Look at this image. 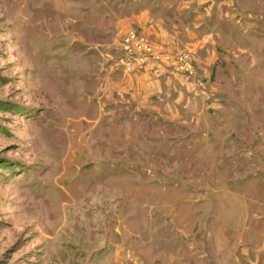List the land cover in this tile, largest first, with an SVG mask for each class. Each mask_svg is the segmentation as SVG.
<instances>
[{
    "label": "rangeland",
    "instance_id": "obj_1",
    "mask_svg": "<svg viewBox=\"0 0 264 264\" xmlns=\"http://www.w3.org/2000/svg\"><path fill=\"white\" fill-rule=\"evenodd\" d=\"M227 1L152 14L206 91L130 107L103 68L146 34L99 5L131 0H0V264H261L264 0Z\"/></svg>",
    "mask_w": 264,
    "mask_h": 264
},
{
    "label": "crops",
    "instance_id": "obj_2",
    "mask_svg": "<svg viewBox=\"0 0 264 264\" xmlns=\"http://www.w3.org/2000/svg\"><path fill=\"white\" fill-rule=\"evenodd\" d=\"M196 0H153V2H143V4L138 3V6H141L137 9L135 12L133 9L134 0H131L126 5H120L121 7H117L119 5H111L109 7V4L107 5H99V8H102L104 10L105 6L109 8L110 11L117 10L122 11L124 10L127 14L125 17H120V26L124 30L134 28L133 25H137L141 27L142 32L146 34V36L150 39L152 36V39L155 35L158 34L159 25L155 21L157 19L153 18V13H160L165 11H173L174 13H181V12H191L196 11L198 8L192 9L191 4L194 3ZM199 3V7L202 5H205V10L207 12H219V11H225L223 10L226 4H229L227 0H197ZM244 4L251 0H242ZM232 3L235 8L242 9L245 11V6H242L241 0H232ZM164 5H168V8H161ZM117 8H116V7ZM124 6V7H123ZM161 6V7H160ZM160 7V8H159ZM226 12V11H225ZM154 15V14H153ZM213 22V21H212ZM216 24V23H215ZM153 42V41H152ZM154 43V42H153ZM203 46H205V49L208 50L207 43H201L198 47L203 49ZM204 49V51H205ZM202 50L198 51L196 50V54L194 55V59L196 61L197 67L202 68L201 62L208 63L206 57H203L201 54L199 56L198 53H200ZM215 56L214 59L218 58L216 54H213ZM225 56V55H224ZM223 58V56L221 57ZM209 60V59H208ZM200 62V63H199ZM209 64V63H208ZM212 65H215L213 62ZM105 69L103 73L106 74V76H110L113 78L111 80V88L112 90L117 93L119 96L117 97V103H120L122 101L125 106L132 107V101L135 99L138 100L141 96L142 100L146 102V106H150V104H153V107L157 106V103H161V105H164V95L166 94V91L168 90H174L178 93H181L183 91L182 89V83L179 79V83H172L170 81H173V79L178 75L172 71L168 70L167 65L163 64H156L152 65L150 67L144 68L136 73L133 74H124L120 72L119 70L108 68ZM204 71H206V68L203 67ZM200 72V71H199ZM197 73V68L195 70V75L192 77L193 84H187L184 85V88L186 87L191 92L196 91V95H200L206 91L205 85L200 82V80L197 79V76L199 74ZM169 81L168 87H166L165 82ZM173 84V85H171ZM182 86V87H181ZM167 88V89H166ZM154 96V98H153ZM129 102V103H126ZM116 104V103H115ZM122 105V103H121ZM156 105V106H154ZM262 251L260 253L255 251V257H258L261 264H264V244L262 247ZM247 253V251H245ZM255 264V261H254Z\"/></svg>",
    "mask_w": 264,
    "mask_h": 264
},
{
    "label": "built area",
    "instance_id": "obj_3",
    "mask_svg": "<svg viewBox=\"0 0 264 264\" xmlns=\"http://www.w3.org/2000/svg\"><path fill=\"white\" fill-rule=\"evenodd\" d=\"M164 62L171 66L174 73L189 78L195 74L193 58L189 51H179L170 55L163 54L157 50L146 35L135 30H128L122 38L113 69L124 74H133Z\"/></svg>",
    "mask_w": 264,
    "mask_h": 264
},
{
    "label": "bare ground",
    "instance_id": "obj_4",
    "mask_svg": "<svg viewBox=\"0 0 264 264\" xmlns=\"http://www.w3.org/2000/svg\"><path fill=\"white\" fill-rule=\"evenodd\" d=\"M23 17V16H22ZM91 224V223H90ZM93 228V227H92Z\"/></svg>",
    "mask_w": 264,
    "mask_h": 264
}]
</instances>
